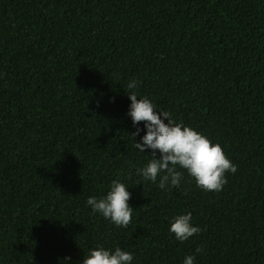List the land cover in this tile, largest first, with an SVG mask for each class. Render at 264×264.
<instances>
[{
	"label": "trees",
	"instance_id": "trees-1",
	"mask_svg": "<svg viewBox=\"0 0 264 264\" xmlns=\"http://www.w3.org/2000/svg\"><path fill=\"white\" fill-rule=\"evenodd\" d=\"M132 79L222 147L236 172L220 191L179 168L167 191L136 174L150 152L128 135ZM114 179L126 227L86 205ZM185 212L201 231L179 242L168 224ZM97 246L131 264H264V0H0V264H79Z\"/></svg>",
	"mask_w": 264,
	"mask_h": 264
},
{
	"label": "clouds",
	"instance_id": "clouds-1",
	"mask_svg": "<svg viewBox=\"0 0 264 264\" xmlns=\"http://www.w3.org/2000/svg\"><path fill=\"white\" fill-rule=\"evenodd\" d=\"M126 87L130 101L126 115L135 129L128 135L139 152H150L147 162L135 170L141 180L152 182L164 191L179 188L184 178L182 172L177 170L179 168L187 173L197 188L220 191L227 182L225 173L236 172V165L227 158L222 147L194 128L176 122L167 110H157L148 97L134 91L138 87L137 80H130ZM138 122H143L142 127ZM137 136L139 140H136ZM128 188L121 180L114 179L105 194L89 196L86 205L91 214L103 217L118 228L126 227L134 211L128 204L131 195ZM200 231L201 228L192 221L191 212L174 215L168 224V233L170 236L174 234L173 238L179 242L188 240ZM201 251L199 247L195 249L196 253ZM132 261V253L119 246H97L89 248L79 264H131ZM58 264H72V257L65 255L62 259L58 258ZM181 264H195V256L185 255Z\"/></svg>",
	"mask_w": 264,
	"mask_h": 264
}]
</instances>
